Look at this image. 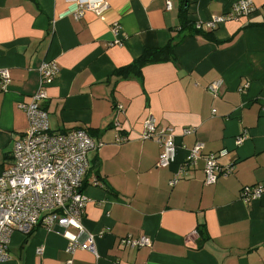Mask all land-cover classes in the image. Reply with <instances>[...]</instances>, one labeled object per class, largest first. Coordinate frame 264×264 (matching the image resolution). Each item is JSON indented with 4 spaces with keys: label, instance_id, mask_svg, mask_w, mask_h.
Masks as SVG:
<instances>
[{
    "label": "crops",
    "instance_id": "1",
    "mask_svg": "<svg viewBox=\"0 0 264 264\" xmlns=\"http://www.w3.org/2000/svg\"><path fill=\"white\" fill-rule=\"evenodd\" d=\"M83 1L0 0V70L10 76L0 90V174L28 127L20 105L38 91L41 64L53 61L58 73L38 102L50 130L83 129L102 144L88 154L83 181L82 224L95 253L70 255L62 231L38 227L14 233L11 259L0 264H264V196L240 199L242 188L264 185V0L201 32L197 24L241 0H105L101 14L77 16ZM170 45L174 59L142 67L138 78L117 72ZM150 116L157 131L172 129L167 168L156 165L160 145L141 138ZM196 144L202 157L187 164ZM222 150L218 162L230 172L207 186L203 156ZM125 237L152 243L132 248Z\"/></svg>",
    "mask_w": 264,
    "mask_h": 264
},
{
    "label": "built area",
    "instance_id": "2",
    "mask_svg": "<svg viewBox=\"0 0 264 264\" xmlns=\"http://www.w3.org/2000/svg\"><path fill=\"white\" fill-rule=\"evenodd\" d=\"M77 16L84 10H91L97 15L107 9L105 0H87L78 5ZM171 5L168 3L167 9ZM255 8L249 0L232 4L227 15L215 16L210 21L197 24L198 30L211 31L217 25L228 20L239 19L252 13ZM118 32V25L113 28ZM58 67L55 62H43L39 68V88L29 103L20 107L26 114L28 127L13 143L10 159L0 174V263L11 259L9 244L14 233L29 236L36 228L60 230L67 238L66 252L73 255L77 250L95 253V236L86 232L82 219L88 198L83 194V181L89 169L88 154L102 144L95 142L85 130L72 129L66 132H52L49 128L48 115L38 105L46 98L45 84L55 78ZM10 81L9 72L0 70V90H5ZM221 81H214L208 91L216 95L221 88ZM191 129L184 133H191ZM141 138H153L161 147L157 166L167 168L176 154L171 128H160L150 116L143 122ZM122 141L121 139L119 140ZM242 139H238L240 143ZM203 145L196 144L188 150L187 164H194L202 157ZM227 151L203 156L205 160L204 184L209 186L217 181L218 176H226L229 167H222L218 158L226 156ZM177 182L175 177L171 185ZM264 196V185L246 186L240 192L244 203ZM73 228L76 234L67 231ZM125 246H150L151 240L145 237L134 240L125 237L120 240ZM42 248L37 249L40 254ZM66 264H72L68 260Z\"/></svg>",
    "mask_w": 264,
    "mask_h": 264
},
{
    "label": "trees",
    "instance_id": "3",
    "mask_svg": "<svg viewBox=\"0 0 264 264\" xmlns=\"http://www.w3.org/2000/svg\"><path fill=\"white\" fill-rule=\"evenodd\" d=\"M263 25H264V23H263ZM197 31L201 32L198 29H197ZM172 55L173 54H172V46L171 45L166 46L164 49H159V50L145 49L143 51V54L137 60H135L130 66L122 68V69L118 70L117 72L122 74L123 77H125V78H127L131 75L138 78L140 76V72H141L142 67H144L148 64H156V63H160L162 61L173 60L174 57ZM164 128H166V127H164ZM147 140H154V139L150 138ZM217 153H212V154H217ZM209 154H211V153H209ZM196 233L198 234V237H200L202 239V236L200 235V233L199 232H196Z\"/></svg>",
    "mask_w": 264,
    "mask_h": 264
}]
</instances>
